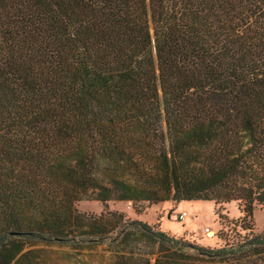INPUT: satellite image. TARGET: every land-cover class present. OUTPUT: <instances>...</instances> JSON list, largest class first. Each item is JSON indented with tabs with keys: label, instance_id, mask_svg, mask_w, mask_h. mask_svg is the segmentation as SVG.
<instances>
[{
	"label": "trees",
	"instance_id": "1",
	"mask_svg": "<svg viewBox=\"0 0 264 264\" xmlns=\"http://www.w3.org/2000/svg\"><path fill=\"white\" fill-rule=\"evenodd\" d=\"M199 200L238 202L243 233L208 247L108 208ZM262 207L264 0H0V264H264Z\"/></svg>",
	"mask_w": 264,
	"mask_h": 264
},
{
	"label": "rangeland",
	"instance_id": "2",
	"mask_svg": "<svg viewBox=\"0 0 264 264\" xmlns=\"http://www.w3.org/2000/svg\"><path fill=\"white\" fill-rule=\"evenodd\" d=\"M77 209L81 212L98 214L102 205L97 201H79ZM140 205H136V208ZM108 208L118 210L126 217L142 220L175 238L192 241L203 246L219 247L227 234L234 236L238 227L234 222L242 216L241 206L236 201L215 204L213 201H165L157 204L144 205L140 213H136L131 202H108ZM181 211L186 212L184 219L177 216ZM219 214L221 217H219ZM253 232L264 234V207L256 208L252 218ZM208 230L213 236L208 237ZM243 233V231H239ZM46 257L58 264H109V255L103 247L96 250H84L74 254L66 247H46Z\"/></svg>",
	"mask_w": 264,
	"mask_h": 264
},
{
	"label": "built area",
	"instance_id": "3",
	"mask_svg": "<svg viewBox=\"0 0 264 264\" xmlns=\"http://www.w3.org/2000/svg\"><path fill=\"white\" fill-rule=\"evenodd\" d=\"M186 216V212L185 211H181L179 214H178V218L180 219V220H182V219H184V217Z\"/></svg>",
	"mask_w": 264,
	"mask_h": 264
},
{
	"label": "bare ground",
	"instance_id": "4",
	"mask_svg": "<svg viewBox=\"0 0 264 264\" xmlns=\"http://www.w3.org/2000/svg\"><path fill=\"white\" fill-rule=\"evenodd\" d=\"M207 236H208V237L213 236V231H209V230H208V234H207Z\"/></svg>",
	"mask_w": 264,
	"mask_h": 264
}]
</instances>
